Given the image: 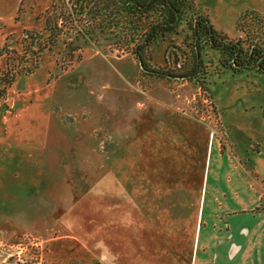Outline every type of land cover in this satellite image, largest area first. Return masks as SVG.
<instances>
[{"label": "rangeland", "instance_id": "1", "mask_svg": "<svg viewBox=\"0 0 264 264\" xmlns=\"http://www.w3.org/2000/svg\"><path fill=\"white\" fill-rule=\"evenodd\" d=\"M54 2L0 0V68L25 30H43ZM262 4L194 0L144 56L175 70L174 52L180 63L191 53L197 16L237 40L246 35L237 29L250 10L244 7ZM203 33V86L144 73L136 55L112 39L79 41L81 59L71 63L60 43L45 50L34 73L15 79L0 102V200L21 206L0 205V248L14 254L20 247V264H32L45 259L53 238L73 233L106 248L113 264L185 263L197 214L196 201L186 199L207 178L214 142L249 174L264 202V74L255 66L221 67L226 56ZM256 120L257 129L250 127Z\"/></svg>", "mask_w": 264, "mask_h": 264}, {"label": "trees", "instance_id": "2", "mask_svg": "<svg viewBox=\"0 0 264 264\" xmlns=\"http://www.w3.org/2000/svg\"><path fill=\"white\" fill-rule=\"evenodd\" d=\"M193 4L194 0H55L45 12L43 30H25L21 47L6 52L7 66L0 68V102L6 99L8 88L18 76L39 69L45 50L53 51L63 43L68 61L80 60L82 55L78 51L83 45L78 42L81 40L89 44L112 39L113 45L136 55L144 73L167 79L197 80L203 86L207 71L203 67L200 40L204 32L209 45L227 58L220 60L221 67L237 72L255 66L264 74V16L256 10L240 14L237 29L246 35L237 40L219 32L208 18L197 16L193 23L194 43L191 53H185L186 61L180 63L174 52L175 70L168 65L151 66L144 50L181 24L185 7Z\"/></svg>", "mask_w": 264, "mask_h": 264}, {"label": "crops", "instance_id": "3", "mask_svg": "<svg viewBox=\"0 0 264 264\" xmlns=\"http://www.w3.org/2000/svg\"><path fill=\"white\" fill-rule=\"evenodd\" d=\"M244 8L264 13V4ZM225 13H228L227 10ZM214 27L227 30V27ZM260 75L256 76L262 79ZM263 82L260 80L261 84ZM263 92L264 89H261L258 95ZM251 124L250 127L257 129L259 121ZM242 125L246 123L239 124L238 130ZM210 153L207 173L205 168L207 178H204L195 195L193 192L187 195L186 200L193 206L196 201L197 214L191 255L181 264H264V202L260 190L252 184L249 174L242 167L221 152L217 142L213 143ZM257 169L263 170V167ZM0 205L21 206L3 199ZM22 206H34V203L31 205L25 201ZM53 239L43 258L44 264L114 262V255L106 248H92L73 233ZM0 244H3L1 240ZM12 255L10 250L0 248V264H20Z\"/></svg>", "mask_w": 264, "mask_h": 264}, {"label": "built area", "instance_id": "4", "mask_svg": "<svg viewBox=\"0 0 264 264\" xmlns=\"http://www.w3.org/2000/svg\"><path fill=\"white\" fill-rule=\"evenodd\" d=\"M29 239H32V241L35 239V241H33L34 242V244H40V241H37L36 240V237H30ZM22 252H23V250H22V248H18V251L17 252H15L13 255H12V257H15L14 259L17 261V262H19V261H23L22 259H21V254H22ZM20 263V262H19ZM32 264H44V262H43V257H42V255L40 256V258H38L37 259V261H35V262H33Z\"/></svg>", "mask_w": 264, "mask_h": 264}]
</instances>
